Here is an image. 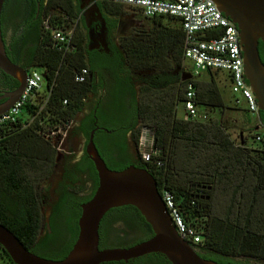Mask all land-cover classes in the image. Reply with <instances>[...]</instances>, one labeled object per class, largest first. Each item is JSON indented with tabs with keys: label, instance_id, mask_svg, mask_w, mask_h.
<instances>
[{
	"label": "trees",
	"instance_id": "trees-1",
	"mask_svg": "<svg viewBox=\"0 0 264 264\" xmlns=\"http://www.w3.org/2000/svg\"><path fill=\"white\" fill-rule=\"evenodd\" d=\"M111 5V1H106L104 9L111 10ZM1 14L2 8L0 21ZM77 14L78 9L71 2L57 0L44 8L42 18L47 16L53 22L65 15L66 24ZM161 18H147L155 26L147 31L143 39L125 45L126 52L134 60L132 65L141 66L146 62L161 65L163 57H170L174 52L182 58L180 26H165ZM45 33L40 22L36 43L29 51L28 61L22 65L27 69L42 70L47 89L45 103L25 125L20 117L13 123L0 124V224L31 253L49 259H62L76 239L80 204L92 196L97 176L85 153L70 168V157L57 154L55 146L40 133L41 124H62L65 137L82 129L87 137L89 131L96 127L93 124L96 121L103 128L96 127L93 133H99L105 139L100 152L110 157L113 150L122 152L124 149V141L118 142L113 137L121 126V95L128 91L132 96L134 90L125 65L93 62L86 56L84 34L79 27L76 32L78 39L74 38V50L69 53L46 47ZM263 43L258 40L257 52L264 63L259 49ZM171 58L165 62H171ZM103 67L108 70L109 78L100 82V69ZM81 68H86L87 73L84 80L78 82L74 76ZM205 70L204 78L198 74L185 80L137 81L136 98L131 97L130 102L140 122L133 131V141L137 147L141 126L151 128L154 146L160 149L159 157L164 162L156 167L151 162L142 161L138 153L133 165L152 174L158 192L163 189L170 191L188 219L203 221L202 241L197 244L189 242L200 257L222 264H258L264 261V151L252 141L247 144L239 134L237 139L230 136L228 129L234 127L236 120L231 118L232 113L244 111L234 106L232 95L230 97L226 92V86L229 88L227 73L219 69ZM187 81L193 85L198 106L208 108L216 115H209L208 110L204 120L193 121H184L177 116V107L183 100ZM17 84L14 78L0 70V88L11 89ZM101 87L105 88V98L99 96ZM62 99H66L65 105H62ZM88 104L86 119L78 124L79 113ZM24 110L32 113V105H26ZM258 116L264 125V113L259 111ZM107 130L111 133L107 134ZM247 131L251 139L252 129ZM110 163L113 161L110 160ZM55 166L60 168V174L57 185L52 187L56 177L52 174ZM106 166L112 170L125 168L112 167L108 163ZM84 169L93 181L87 196H81L77 183L79 179L75 174V171ZM41 184L44 187L39 192ZM216 195L224 201L220 211L213 209V197ZM51 200L54 202L50 219L55 220L54 224L49 222L50 232L44 231L45 235H39L43 222L42 203ZM113 224L136 227L138 235H107V229ZM97 235V247L103 249L131 246L147 239L152 232L135 207L122 205L110 208L102 215ZM0 252L7 264H13L1 246ZM154 258L170 264L160 253H148L127 262L120 260L99 264H144Z\"/></svg>",
	"mask_w": 264,
	"mask_h": 264
},
{
	"label": "water",
	"instance_id": "water-1",
	"mask_svg": "<svg viewBox=\"0 0 264 264\" xmlns=\"http://www.w3.org/2000/svg\"><path fill=\"white\" fill-rule=\"evenodd\" d=\"M223 18L236 27L242 54V74L254 94L256 108L264 113V64L257 52L258 40L264 41V0H211ZM3 0H0V13ZM102 20V18H101ZM100 43L105 46V34ZM0 70L17 81L13 90H0V114L6 112L21 94L26 68L6 55L0 29ZM183 71L181 79H189ZM89 131L85 153L93 164L97 186L92 196L80 204L77 236L62 259L40 257L28 251L5 226L0 224V246L13 264H99L127 261L148 253H160L170 264H222L200 257L190 243L177 233L157 190L154 177L145 168L128 165L120 170L109 169L98 154ZM241 136V133L239 134ZM122 205L135 207L151 228L152 235L128 247L98 249L97 227L102 215Z\"/></svg>",
	"mask_w": 264,
	"mask_h": 264
},
{
	"label": "flooded vegetation",
	"instance_id": "flooded-vegetation-1",
	"mask_svg": "<svg viewBox=\"0 0 264 264\" xmlns=\"http://www.w3.org/2000/svg\"><path fill=\"white\" fill-rule=\"evenodd\" d=\"M57 0H3L2 2V14L0 21L1 37L3 40V46L7 57L16 62L18 65H24L29 58V51L31 47L36 43V35L40 22L42 23V13L44 8L52 2ZM64 2H71L74 8L78 9V14L73 18V38L78 39L77 28L84 34L83 44L85 46V54L93 62L102 63H117L119 65H125L130 72V78L132 81V88L134 92L132 96L130 92L126 91L121 95L122 111H120L119 119L121 121L120 130L115 136L117 141H124V149L122 152L113 150L110 157H105L101 154L100 149L105 141L104 137L98 134H92L93 144L103 159L105 164H109L112 167H126L128 165L135 164V160L138 154V149L133 141V131L139 124V119L135 115L133 106L131 104V97L136 98L138 80L153 81L164 80L165 78L181 79V74L184 71L182 66V58L177 53H173L171 56L173 59L171 62L170 57L164 56L161 65H152V63L146 62L141 66H134L133 58L126 52L125 45L137 39H143L147 34L140 24L138 13H136L131 7L114 2L113 0H63ZM106 1L112 2L111 10L104 9V3ZM121 7V9H119ZM42 18V20H41ZM102 18V20H101ZM72 20V19H71ZM105 34V46L100 43L101 34ZM75 40V39H74ZM264 42V41H263ZM260 52L264 56V43L260 46ZM262 62V61H261ZM263 63V62H262ZM131 64V65H130ZM264 64V63H263ZM26 68V74H27ZM101 79L100 82H105L109 78L108 70L103 67L100 69ZM91 77V73H89ZM96 74L94 78L96 79ZM182 80V79H181ZM3 89L2 91L13 90ZM99 96L105 98L106 91L104 87L99 89ZM87 99V103H89ZM3 99L0 100V102ZM89 109L88 106L83 112L79 113V123L81 124L85 120V113ZM259 112V110H258ZM107 114V113H104ZM97 128H103L102 125L93 123ZM95 127V128H96ZM93 129V132L95 130ZM107 134L111 131L107 130ZM122 136V137H121ZM87 137L84 130L80 129L76 134H71L68 137H64L61 141L63 145L67 147V151L61 147L62 155H68L70 157L68 166L73 168V164L82 159L85 153V144ZM86 154V153H85ZM60 156V155H59ZM87 156V154H86ZM88 158V156H87ZM89 159V158H88ZM90 160V159H89ZM110 160L113 163H110ZM107 162V163H106ZM53 170L55 178H53V186L57 185V176L60 174V168L55 166ZM88 171H75L78 177V185L80 187L81 196H87L91 192L93 181L88 177ZM52 196L54 194L52 193ZM54 200L42 203L41 212L46 214L43 216L42 225L39 228V235H45L49 233V222L54 224L53 219H50L52 204ZM115 227H117L115 229ZM107 235H120L124 237H131V235H138L136 227L131 228L123 227L122 224L112 225L107 229ZM144 264H165L159 258H154L152 261ZM127 262V261H124Z\"/></svg>",
	"mask_w": 264,
	"mask_h": 264
},
{
	"label": "built area",
	"instance_id": "built-area-1",
	"mask_svg": "<svg viewBox=\"0 0 264 264\" xmlns=\"http://www.w3.org/2000/svg\"><path fill=\"white\" fill-rule=\"evenodd\" d=\"M131 7L144 18L167 16L175 18L179 22L182 31L181 55L192 62L191 76H197L200 71L211 68L225 71L229 81V91L232 95L234 106L245 113L255 116V122L251 125V141L264 151V125L259 119L258 108L254 94L248 89L246 79L242 74V54L239 48L237 30L228 19L223 18L211 0H113ZM66 16L50 21L44 17L42 21L43 31L46 32L45 46L51 47L62 53L74 50L73 23L70 28H65ZM184 70V68H183ZM87 73L86 68H81L74 76L75 81H83ZM44 76L35 68L27 70L23 90L11 107L0 114V124L13 123L26 105H32V113L29 119H22L27 124L45 103L46 96L38 101L40 83ZM46 88V86H45ZM47 91V89H46ZM62 105L66 99H62ZM180 110L179 117L186 121L204 120L206 113L200 110L193 85L190 81L185 83L183 100L177 107ZM58 131L54 126L52 132ZM65 130L63 133V137ZM61 138L60 142L62 141ZM137 149L142 161L153 163L156 167L163 165L159 157L160 149L154 146L153 130L147 126H141L137 136ZM167 213L177 231L184 240L197 244L202 241V228L196 222L188 219L179 209L172 193L166 189L159 192Z\"/></svg>",
	"mask_w": 264,
	"mask_h": 264
},
{
	"label": "rangeland",
	"instance_id": "rangeland-1",
	"mask_svg": "<svg viewBox=\"0 0 264 264\" xmlns=\"http://www.w3.org/2000/svg\"><path fill=\"white\" fill-rule=\"evenodd\" d=\"M138 18L140 20V24L141 27L145 30L148 31L152 26H155L154 23L151 22V20L142 17L140 14H138ZM163 18H161V23L165 26H178L179 22L177 19H172L169 18L167 16H162ZM73 23V19L69 20L65 26V28H70V25H72ZM182 66L184 68V71L186 72H191L192 70V62L187 59L184 58L182 60ZM39 73H42V70L39 68H35ZM207 70H202L199 72V75L201 78H204L206 76ZM220 78H222L221 75H219ZM226 92L227 94L231 97V93L229 91L228 86H226ZM47 94L46 88H45V82L41 81L40 83V89H39V95L36 97V99L39 101L41 99V97H45ZM179 107V106H178ZM200 110L205 111L206 115L208 113V108L205 107H200ZM180 115V110L177 111V116ZM209 115L214 116L216 115L214 111L209 110ZM19 116L22 119H29L30 118V114H28L26 111L22 110L19 114ZM231 117V116H230ZM231 118H235V123H234V127L229 128L228 132L230 133V136L232 138H236L237 139V135L241 133V136L246 139V143L249 144L251 143V139L249 136V133L247 131V129L251 128V125L255 122V116L253 114L250 113H239L234 111L232 113V117ZM53 124H48L46 122H42L41 124V128L39 129L40 133L52 144L55 146V149L57 151L58 155L63 154V152H61V147H62V143H59L61 138L63 137V133H64V127L62 124H58L57 125V130L58 131H54L52 132V129L54 128V126H52ZM242 129H244V131L242 132ZM65 149V151H67V147H65L63 145V147ZM54 169H56V167H54ZM44 185L41 184V186L39 187V192L43 189ZM213 209L215 211H220L223 208L224 205V201L223 198L220 195H216L215 197H213ZM46 214V211L44 213H42V218L43 216ZM196 224L199 228H202V226L204 225L202 220H197ZM250 262L253 263V261L251 260ZM258 264H264V261H259L257 262ZM0 264H7V262L4 259V256L1 254L0 252Z\"/></svg>",
	"mask_w": 264,
	"mask_h": 264
}]
</instances>
